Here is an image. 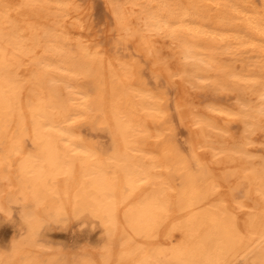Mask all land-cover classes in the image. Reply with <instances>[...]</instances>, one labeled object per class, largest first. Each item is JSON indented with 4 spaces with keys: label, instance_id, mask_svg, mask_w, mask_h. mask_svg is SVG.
<instances>
[{
    "label": "bare ground",
    "instance_id": "6f19581e",
    "mask_svg": "<svg viewBox=\"0 0 264 264\" xmlns=\"http://www.w3.org/2000/svg\"><path fill=\"white\" fill-rule=\"evenodd\" d=\"M0 264H264V0H0Z\"/></svg>",
    "mask_w": 264,
    "mask_h": 264
}]
</instances>
